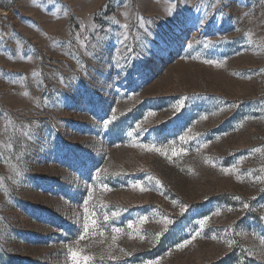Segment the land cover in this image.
Wrapping results in <instances>:
<instances>
[{
	"label": "rangeland",
	"instance_id": "1",
	"mask_svg": "<svg viewBox=\"0 0 264 264\" xmlns=\"http://www.w3.org/2000/svg\"><path fill=\"white\" fill-rule=\"evenodd\" d=\"M0 264H264V0H0Z\"/></svg>",
	"mask_w": 264,
	"mask_h": 264
}]
</instances>
